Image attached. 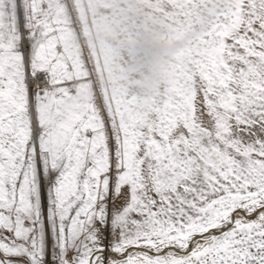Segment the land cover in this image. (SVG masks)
<instances>
[{
    "label": "snow or ice",
    "instance_id": "6c2138e0",
    "mask_svg": "<svg viewBox=\"0 0 264 264\" xmlns=\"http://www.w3.org/2000/svg\"><path fill=\"white\" fill-rule=\"evenodd\" d=\"M223 4L126 124L73 100L34 0H0V264H264V0Z\"/></svg>",
    "mask_w": 264,
    "mask_h": 264
},
{
    "label": "rangeland",
    "instance_id": "374dc122",
    "mask_svg": "<svg viewBox=\"0 0 264 264\" xmlns=\"http://www.w3.org/2000/svg\"><path fill=\"white\" fill-rule=\"evenodd\" d=\"M120 1L123 3V0ZM124 1L126 6H120L115 0H34L33 11L35 16L33 23L44 24L46 26L48 41L52 46L54 59L66 69L69 80L67 86L74 101L80 100L87 103L99 114V116L105 119H107L108 115H112L118 121H123L126 124L137 121L143 123L154 120L162 101L174 90L184 88L192 79V74L197 67V63L204 57L207 51L206 44H208L210 39V28H213L214 22H216L218 16L217 13H219L224 6L222 5L223 0H219L221 3L218 0H205V4L200 3L198 6H192V8L194 7L193 12L195 15L192 14L191 17L188 18L182 13V8L180 9L177 7L178 9H176L174 7L173 9L171 3H168L169 1L171 2V0L168 2L166 0H157L162 3L166 2L169 6V10L166 13V10H163L164 8L159 7V10L162 9V15L156 16L157 18L150 17V19L155 20H153V23L148 21V25L146 26L147 29L141 34V36L150 43L147 41L142 45L143 48L140 46V50L138 51L140 54L137 52L138 55H136L137 53L133 52L134 49L124 45L123 41L120 39V33L124 32L122 24L125 22L124 20L127 19L126 15L128 16L129 13L135 11V7H127L134 6L130 0ZM198 1L201 2L202 0H197V2ZM211 2L215 4L210 5ZM148 9V11L152 12L153 7ZM126 11L127 14L125 13ZM173 11L177 13L175 12L174 14ZM170 12L174 14L173 17L170 16L171 18L168 16L171 14ZM176 14L179 15L176 16ZM165 15L168 17H165ZM193 16L195 17L193 18ZM204 16L207 19L210 18L211 20L208 19L210 22H207ZM199 18H201V20ZM110 20H112V22ZM161 20L162 23H159ZM181 20L183 21L182 24ZM164 21L167 23H163ZM177 23H179V31H177L176 28V32L172 33V35L168 33L169 26H177ZM151 24L158 25L157 29L159 32L164 29L160 33V37L162 38L154 37V35H156V28L154 27L156 26L154 25L152 28ZM202 24L204 26H202ZM203 27L205 28L203 29ZM201 29L205 32V35L202 33L203 31ZM184 31L189 32L190 36ZM179 32H181L180 34H182V36L178 34ZM200 32L202 34H200ZM166 35L167 37H165ZM199 35L201 36L199 37ZM177 37L179 41L183 42V46H181L182 44L177 40ZM201 37L203 39H201ZM184 38L186 40H184ZM192 38L195 40H192ZM187 42H191V44ZM194 42L196 45L193 44ZM155 45H157L156 48H154ZM148 47L151 51H149ZM157 48L159 49L157 50ZM153 50H160L157 53L162 54L157 55ZM145 53L150 59L149 57L147 58ZM171 53H174V55ZM161 57L165 58L162 59ZM154 58L157 59V62L159 60L161 65L163 64L162 66L166 67H162L159 62L157 63L154 61ZM139 59L141 62H139ZM147 59L150 61H147ZM168 60L172 61L168 62ZM141 63L142 66H145L142 67ZM165 76H167V78ZM168 77L172 80L168 79ZM154 79H157V83L153 81ZM198 81L197 79V88L202 86V83L200 81L198 83ZM146 85H148V87ZM161 85L163 87H161ZM164 93L167 96L164 95ZM157 98L159 101H157Z\"/></svg>",
    "mask_w": 264,
    "mask_h": 264
},
{
    "label": "bare ground",
    "instance_id": "6f19581e",
    "mask_svg": "<svg viewBox=\"0 0 264 264\" xmlns=\"http://www.w3.org/2000/svg\"><path fill=\"white\" fill-rule=\"evenodd\" d=\"M112 1V0H111ZM116 1V3H118L120 6H122V5H125L126 6V3H125V1L123 0V3L120 1V0H115ZM131 1V3H133V5L134 6H127V7H135V11L134 12H131V13H129V15L127 16L126 15V17H127V19L126 20H124L125 22H123V27H124V32H122V33H120V39L123 41V43H124V45H126L127 47L128 46H130V48H133L134 50H133V52H138L140 49V46H142V45H144L148 40L147 39H144L142 36H141V34H143L144 32H145V29H147L146 28V26L148 25L147 24V22L148 21H150V22H152L153 23V20H155V19H150V17L152 16V18L154 17V18H157L156 16H158V15H160L161 13H162V9L161 10H159V7H161V8H164L163 10H166L165 12L167 13L168 12V10H169V6L167 5V3L166 2H158L157 0L156 1H151V0H130ZM160 1V0H159ZM163 1V0H162ZM167 2L169 1V0H166ZM201 1V0H200ZM219 1V0H218ZM103 2V1H102ZM220 2V1H219ZM110 3V2H109ZM114 3V2H113ZM168 3H171V5H172V7H173V9H174V7L176 8V9H178L177 7H179L180 9L182 8L183 9V14L186 16V17H191V15L193 14V15H195L194 14V12H193V8H192V6L193 5H199L200 3H204L205 4V0H202L201 2H197V0H171V2L169 1ZM221 3V2H220ZM219 3V4H220ZM105 4V3H104ZM129 4V3H128ZM213 4H215V3H213V2H211L210 3V5H213ZM108 5V4H107ZM110 5V4H109ZM113 5H115V4H113ZM202 5V4H201ZM208 5H209V2H208ZM223 6H224V4H222ZM117 6V5H116ZM196 6V7H197ZM218 6V5H217ZM151 7H153V9H152V12L151 11H148L149 9L148 8H151ZM209 7V6H208ZM209 8H212V7H209ZM216 8V7H215ZM214 8V9H215ZM121 9V8H120ZM130 9V8H129ZM129 9H127V10H129ZM132 9V8H131ZM204 9V8H203ZM222 9V8H221ZM111 10V9H110ZM124 10V9H123ZM122 10V11H123ZM172 10V9H171ZM199 10V9H198ZM208 10V9H207ZM125 11V10H124ZM123 11V12H124ZM131 11V10H130ZM178 11V10H177ZM110 12V11H109ZM174 12V11H173ZM172 12V13H173ZM176 12V11H175ZM175 12H174V14H175ZM196 12V11H195ZM199 12H201V11H199ZM203 12H205V11H203ZM214 12V11H213ZM216 12V11H215ZM126 14H127V11L125 12ZM171 13V12H170ZM170 14V15H168L169 17L171 16V17H173L174 16V14ZM177 13V12H176ZM182 13H179V14H182ZM197 13V12H196ZM209 13H210V11H209ZM165 14V13H164ZM178 14V15H179ZM199 14V13H198ZM197 14V15H198ZM215 14V13H214ZM218 14V13H217ZM120 15V14H119ZM125 15V14H124ZM162 15V14H161ZM177 14H176V16H178ZM207 15H209V14H207ZM111 16V15H110ZM118 16V15H117ZM167 15H165V17H168ZM201 16V15H200ZM214 16V15H213ZM170 17V18H171ZM195 16H193V18H194ZM216 17V16H215ZM117 18V17H116ZM125 18V17H124ZM169 18V19H170ZM180 18V17H179ZM204 18H205V16H204ZM107 19V18H106ZM113 19V18H112ZM168 19V18H167ZM178 19V18H177ZM176 19V20H177ZM200 20H201V18H199ZM199 19H198V21H199ZM206 20H207V22H210V21H208V19H210V18H205ZM215 19V18H214ZM213 19V20H214ZM152 20V21H151ZM160 20V19H159ZM158 20V21H159ZM176 20H172V21H176ZM179 20V19H178ZM202 20H203V17H202ZM211 20V19H210ZM111 22H112V20H110ZM110 21H109V24H110ZM113 21H114V19H113ZM120 21V20H119ZM180 21V20H179ZM179 21H177V22H179ZM189 21V20H188ZM187 21V22H188ZM116 22V21H115ZM154 22H156V21H154ZM182 20H181V24H182ZM159 23H162V20H161V22H159ZM163 23H167V22H163ZM171 23V22H170ZM170 23H169V25H170ZM173 23V22H172ZM190 23V22H189ZM189 23H187V24H189ZM215 23V22H214ZM213 23V24H214ZM112 24V23H111ZM115 24V23H114ZM114 24H113V26H114ZM157 24H158V22H157ZM174 24H176V23H174ZM186 24V25H187ZM197 24V23H196ZM201 24V23H200ZM211 24V23H210ZM152 25V24H151ZM155 25V24H154ZM154 25H152V28L154 27ZM159 25V24H158ZM157 25V26H158ZM168 25V24H167ZM179 25V23H177V26L176 25H174V26H169V32L168 33H171V35H172V33H174V32H176V28H177V31H179L178 30V26ZM184 25V24H183ZM191 25H192V23H191ZM199 25V24H198ZM209 25V24H208ZM212 25V24H211ZM117 26V25H116ZM156 26V25H155ZM157 26L156 27H154V28H156V35H154V37H160V33L164 30H161V29H159V30H161L160 32L158 31V29H157ZM161 26V25H160ZM159 26V27H160ZM164 26V25H163ZM166 26V25H165ZM182 26V25H181ZM180 26V27H181ZM202 26H204L203 24H202ZM191 27V26H190ZM190 27H189V29H190ZM199 27H201V26H199ZM194 28V27H193ZM205 27H203V29H204ZM112 29V28H111ZM200 29V28H199ZM211 30L213 29V28H210ZM118 30V29H117ZM120 30V29H119ZM152 30V29H151ZM183 30V29H182ZM182 30H181V32H182ZM202 30V29H201ZM153 31V30H152ZM203 31V30H202ZM108 32V31H107ZM148 32V31H147ZM165 32V31H164ZM181 32H179L178 34L180 35V36H182V34H180ZM185 32V31H184ZM191 32V31H190ZM211 32V31H210ZM186 34H188L189 36H190V33L189 32H185ZM202 33H204V35H205V32L203 31ZM201 32H200V34H202ZM207 33H209V32H207ZM154 34V33H153ZM184 34V33H183ZM195 34H196V32H195ZM110 35V34H109ZM123 35V36H122ZM176 35V34H175ZM198 35V34H197ZM163 36V35H162ZM179 36V37H180ZM192 36V35H191ZM201 35H199V37H200ZM117 37V36H116ZM147 37V36H146ZM145 37V38H146ZM164 37V36H163ZM165 37H167V35L165 36ZM176 37V36H175ZM160 38H162V37H160ZM194 38V37H193ZM192 38V40H195V39H193ZM119 39V40H120ZM151 39V38H150ZM165 39V38H164ZM168 39H170V38H168ZM173 39V38H172ZM175 39V38H174ZM182 39V38H181ZM180 39V40H181ZM201 39H203L202 37H201ZM207 39V38H206ZM177 40H178V37H177ZM184 40H186L185 38H184ZM204 40H205V38H204ZM208 40V39H207ZM163 41H165V40H163ZM171 41V40H170ZM179 41V40H178ZM191 41V40H190ZM198 41V40H197ZM201 41V40H200ZM149 42V41H148ZM155 42V41H154ZM181 44L183 43V42H181V41H179ZM150 43V42H149ZM174 43V42H173ZM184 43H186V42H184ZM187 43H189V42H187ZM197 43V42H196ZM119 44V43H118ZM117 44V45H118ZM133 44V45H132ZM151 44H153V43H151ZM155 44V43H154ZM157 44H159V43H157ZM165 44V43H164ZM177 44V43H176ZM175 44V45H176ZM189 44H191V42L189 43ZM189 44H187V45H189ZM194 45H196L195 44V42L193 43ZM198 44V43H197ZM149 45V44H148ZM186 45V44H185ZM207 45V44H206ZM168 46V45H167ZM178 46V45H177ZM181 46H183V44L181 45ZM123 47V46H122ZM125 47V46H124ZM157 47V45H155V47L154 48H156ZM163 47V46H162ZM166 47V46H165ZM188 47V46H187ZM191 47V46H190ZM189 47V48H190ZM195 47V46H194ZM201 47V46H200ZM142 48H143V46H142ZM146 48V47H145ZM176 48V47H175ZM174 48V49H175ZM178 48H179V46H178ZM193 48V47H192ZM148 49H149V47H148ZM159 48H157V50H158ZM165 49V48H164ZM163 49V50H164ZM182 49V48H181ZM180 49V50H181ZM191 49V48H190ZM157 50H153V52L155 53H157V52H159V51H157ZM176 50H178V49H176ZM183 50V49H182ZM181 50V51H182ZM194 50V49H193ZM196 50V49H195ZM130 51V50H129ZM143 51V50H142ZM147 51V50H146ZM145 51V52H146ZM149 51H151L150 49H149ZM179 51V50H178ZM180 51V52H181ZM165 52V51H164ZM163 52V53H164ZM168 52V51H167ZM176 52V51H175ZM179 52V53H180ZM185 52V51H184ZM139 53V52H138ZM138 53L136 54V55H138ZM151 53V52H150ZM155 53V54H156ZM179 53H177V54H179ZM140 54V53H139ZM146 54V53H145ZM147 54H148V52H147ZM146 54V55H147ZM158 54H162V53H157V55ZM171 54H173L174 55V53H171ZM181 54V53H180ZM185 54V53H184ZM149 55V54H148ZM147 55V58L149 57ZM151 55V54H150ZM169 55H170V53H169ZM135 56V55H134ZM133 56V57H134ZM140 56H142V55H140ZM188 56V55H187ZM193 56V55H192ZM156 57V56H155ZM159 57V56H158ZM167 57V56H166ZM128 58V57H127ZM138 58V57H137ZM162 58V57H161ZM163 58H165V57H163ZM162 58V59H163ZM141 59V58H140ZM139 59V62H141V60ZM146 59V58H145ZM149 59H150V57H149ZM149 59H147V61L149 60ZM159 59V58H158ZM168 59V58H167ZM143 61V60H142ZM150 61V60H149ZM152 61V60H151ZM154 61H156L157 62V59L156 58H154ZM170 61H172V60H170ZM169 60H168V62H170ZM144 62H145V60H144ZM143 62V63H144ZM158 62L160 63V61L158 60ZM157 62V63H158ZM187 62V61H186ZM195 62V61H194ZM166 63V62H165ZM172 63V62H171ZM185 63V62H184ZM135 64H136V62H135ZM190 64V63H189ZM148 65H149V63H148ZM160 65H161V63H160ZM163 65V64H162ZM161 65V66H162ZM166 65H168V64H166ZM186 65V64H185ZM138 66V65H137ZM141 66H142V63H141ZM143 66H145V65H143ZM142 66V67H143ZM149 67H150V65H149ZM162 67H166V66H162ZM161 67V68H162ZM146 68V67H145ZM152 68V67H151ZM157 68H159V67H157ZM181 69V68H180ZM143 70V69H142ZM152 70V69H151ZM144 71V70H143ZM192 71V70H191ZM146 72V71H145ZM158 73V72H157ZM183 73V72H182ZM137 74V73H136ZM150 74V73H149ZM175 75V74H174ZM168 76V75H167ZM167 76H165L166 78H167ZM148 77V76H147ZM153 79V78H152ZM168 79H171L170 77H168ZM172 80V79H171ZM149 81V80H148ZM153 81H157V79H154ZM170 81V80H169ZM174 81V80H173ZM161 82V81H160ZM176 82V81H175ZM157 83V82H156ZM198 83H199V81H198ZM149 84V83H148ZM147 87H148V85H146ZM161 87H163L162 85H161ZM161 90V89H160ZM136 93V92H135ZM156 94H159V93H156ZM138 95V94H137ZM152 95V94H151ZM164 95H166L165 93H164ZM155 96H157V95H155ZM167 96V95H166ZM156 98V97H155ZM158 99V98H157ZM157 101H159V99L157 100ZM162 101V100H161ZM163 102V101H162ZM152 116V115H151Z\"/></svg>",
    "mask_w": 264,
    "mask_h": 264
}]
</instances>
